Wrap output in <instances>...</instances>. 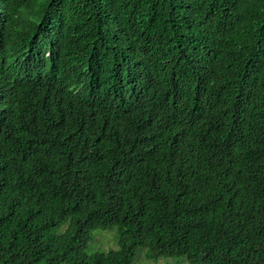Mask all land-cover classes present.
Segmentation results:
<instances>
[{
	"label": "trees",
	"instance_id": "obj_1",
	"mask_svg": "<svg viewBox=\"0 0 264 264\" xmlns=\"http://www.w3.org/2000/svg\"><path fill=\"white\" fill-rule=\"evenodd\" d=\"M104 1L101 21L92 0H0V264H264V0ZM61 19L56 72L24 76L18 30ZM111 49L148 63L140 101ZM89 68L113 103L75 93Z\"/></svg>",
	"mask_w": 264,
	"mask_h": 264
},
{
	"label": "clouds",
	"instance_id": "obj_2",
	"mask_svg": "<svg viewBox=\"0 0 264 264\" xmlns=\"http://www.w3.org/2000/svg\"><path fill=\"white\" fill-rule=\"evenodd\" d=\"M35 1L39 4L40 1L42 0H35ZM92 1L97 3L96 6L97 10L95 11V13L98 14L101 17V21H103L110 11L109 10L110 4H107L104 0H92ZM48 25L53 33L50 36L40 35L39 37H35L32 41H28V35L18 30V35L20 36V38H22L23 41H27L26 43L27 52L29 56L33 58L31 60V63L34 65L33 68L38 72H40L39 74H33L32 72L29 74L28 73L29 69L25 67L23 68V72L26 73L24 74V76L34 77L37 75L40 76V74H42L50 77L51 73L52 72L55 73L58 68L59 58L61 53L59 49V45L61 43L58 40L57 35L56 37H54V33L55 32L56 34L58 33L60 40L65 42L67 39L65 38L64 34H68L70 29L64 25L63 19H61L59 23L49 22ZM38 38H40L39 45L40 47H43V50H40L36 45V41L38 40ZM102 42L105 46H110L107 44V41L102 40ZM68 43L78 48V44L75 37H71ZM153 50H155L158 53L162 51V49H153ZM106 51L108 52L112 60L110 63L111 65L110 67H112V69L119 70L120 73H124V75H120L116 84L113 85L120 88L117 94L121 93L123 96L122 99L128 102L140 101V99L143 98V96L147 93L148 88L151 85L150 83H152L150 79H147V76L150 75L149 73L150 67L146 62V60L144 59L143 55L139 51L134 53L131 52L127 53L112 49ZM204 58L205 56L204 53L202 52L199 56V63L197 65V71L200 74L202 72L204 73L205 71L206 59ZM89 71L90 72L83 69L85 86L83 87V89L78 88L75 91V93L79 96H83L84 98L92 96L97 101L101 100L106 102L109 101L108 103H113L114 100L112 99V89L105 92L102 89L94 90L87 86V81L89 79L91 80V77L94 81V73L96 72L90 70V68ZM185 103L189 108H194V107L197 108V106H195L190 102L186 101ZM197 111L200 114V116H203V113L199 108H197Z\"/></svg>",
	"mask_w": 264,
	"mask_h": 264
},
{
	"label": "rangeland",
	"instance_id": "obj_3",
	"mask_svg": "<svg viewBox=\"0 0 264 264\" xmlns=\"http://www.w3.org/2000/svg\"><path fill=\"white\" fill-rule=\"evenodd\" d=\"M115 232L118 235L116 229L113 231L96 232V238L88 249L89 253L108 252L109 250L117 249V235ZM144 253L143 250L138 251L134 264H189L186 258L163 259L157 263H152L146 260L145 256H143Z\"/></svg>",
	"mask_w": 264,
	"mask_h": 264
}]
</instances>
